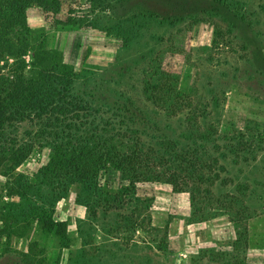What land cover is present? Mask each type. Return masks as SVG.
<instances>
[{"label": "rangeland", "instance_id": "1", "mask_svg": "<svg viewBox=\"0 0 264 264\" xmlns=\"http://www.w3.org/2000/svg\"><path fill=\"white\" fill-rule=\"evenodd\" d=\"M48 1L25 10V55L0 61V84L18 61L42 71L57 101L41 113L61 111L0 130V264H264V0ZM123 118L149 178L66 185L57 141Z\"/></svg>", "mask_w": 264, "mask_h": 264}, {"label": "trees", "instance_id": "2", "mask_svg": "<svg viewBox=\"0 0 264 264\" xmlns=\"http://www.w3.org/2000/svg\"><path fill=\"white\" fill-rule=\"evenodd\" d=\"M33 5L41 6L45 10L55 7V3H50L48 0H0V19L2 16L6 18L2 26L14 31L10 37L3 38L0 35V61L7 62L8 57L20 58L31 47L25 10ZM15 28H18V31ZM16 65H18L17 69L8 70L13 79L8 78L0 84V130L14 119L35 118L44 114L61 116L60 107L57 105L53 111H48L57 113H41L57 101L50 94L46 82L48 76L39 71L41 73L39 78L27 79L22 61H18ZM2 72L3 68L0 67V77L3 75ZM59 100L61 101L62 98ZM135 125V123H127L126 118H123V121L115 123V128L112 129L116 130L115 135L105 130L100 133V137L82 136L66 143L57 141L51 159L54 171L66 182V185L74 182L95 184L102 171L108 170L109 167L121 171L124 179L129 180L134 186L141 179H148L154 172L156 159L145 155L141 138L132 135L134 132L138 134V130L134 131ZM26 149L20 148L10 152L15 166L26 159L28 152H25ZM57 226L64 235L65 224L59 223ZM37 258L38 255L31 253L24 256V261L26 264H39L38 262L41 261Z\"/></svg>", "mask_w": 264, "mask_h": 264}]
</instances>
